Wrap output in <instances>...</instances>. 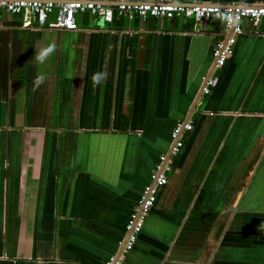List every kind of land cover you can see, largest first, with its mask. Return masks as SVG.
<instances>
[{"label":"crops","instance_id":"obj_1","mask_svg":"<svg viewBox=\"0 0 264 264\" xmlns=\"http://www.w3.org/2000/svg\"><path fill=\"white\" fill-rule=\"evenodd\" d=\"M76 18L75 31L0 20V264L118 256L173 128L189 120L123 264H264V20L215 69L213 50L230 35L215 20ZM96 73L105 79L94 86Z\"/></svg>","mask_w":264,"mask_h":264},{"label":"built area","instance_id":"obj_2","mask_svg":"<svg viewBox=\"0 0 264 264\" xmlns=\"http://www.w3.org/2000/svg\"><path fill=\"white\" fill-rule=\"evenodd\" d=\"M114 4L104 5L92 0H0V20L17 17L23 29H43L48 23L63 31L77 30V16H89L102 24L110 25L115 20L132 22L148 18L174 20L181 19L202 24L205 20H215L230 31V35L216 44L213 50L215 69L222 68L232 56L237 38L246 34H259V24L264 20V6H199L180 5L171 2H146L135 5L131 0H114ZM248 30L245 31L244 27ZM202 94L208 95L217 84L216 75L203 78ZM193 130V122H178L171 133L172 145L167 154L158 157L150 175V183L140 197L137 207L126 225L127 238L119 256L110 257L105 264H123L124 255L129 253L141 233L144 221L150 213L158 189L167 185V173L171 171L170 159L183 146L182 135Z\"/></svg>","mask_w":264,"mask_h":264},{"label":"clouds","instance_id":"obj_3","mask_svg":"<svg viewBox=\"0 0 264 264\" xmlns=\"http://www.w3.org/2000/svg\"><path fill=\"white\" fill-rule=\"evenodd\" d=\"M54 48H55V46L51 45L47 49H45L42 52H40L38 54V56H37V60L43 61L44 59H46L48 57V55L51 52L54 51ZM104 79H105V74L104 73H96V74H94L93 77H92L94 86L100 84Z\"/></svg>","mask_w":264,"mask_h":264},{"label":"trees","instance_id":"obj_4","mask_svg":"<svg viewBox=\"0 0 264 264\" xmlns=\"http://www.w3.org/2000/svg\"><path fill=\"white\" fill-rule=\"evenodd\" d=\"M13 18L15 19V21H17V22H18V24H17V25L20 27V22L18 21V18H17V17H13ZM13 18H12V19H13Z\"/></svg>","mask_w":264,"mask_h":264},{"label":"water","instance_id":"obj_5","mask_svg":"<svg viewBox=\"0 0 264 264\" xmlns=\"http://www.w3.org/2000/svg\"><path fill=\"white\" fill-rule=\"evenodd\" d=\"M104 5H108V4L104 3ZM122 249H123V248H122ZM121 252H122V250L120 251V253L118 254V256L121 254Z\"/></svg>","mask_w":264,"mask_h":264},{"label":"rangeland","instance_id":"obj_6","mask_svg":"<svg viewBox=\"0 0 264 264\" xmlns=\"http://www.w3.org/2000/svg\"><path fill=\"white\" fill-rule=\"evenodd\" d=\"M45 162H46V160H45Z\"/></svg>","mask_w":264,"mask_h":264}]
</instances>
